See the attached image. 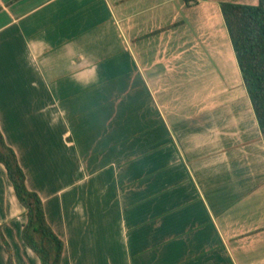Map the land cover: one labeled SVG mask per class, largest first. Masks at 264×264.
I'll use <instances>...</instances> for the list:
<instances>
[{"label": "crops", "instance_id": "1", "mask_svg": "<svg viewBox=\"0 0 264 264\" xmlns=\"http://www.w3.org/2000/svg\"><path fill=\"white\" fill-rule=\"evenodd\" d=\"M220 2L258 0H0V131L60 264H264V141ZM25 221L0 164L12 263L40 264Z\"/></svg>", "mask_w": 264, "mask_h": 264}, {"label": "trees", "instance_id": "2", "mask_svg": "<svg viewBox=\"0 0 264 264\" xmlns=\"http://www.w3.org/2000/svg\"><path fill=\"white\" fill-rule=\"evenodd\" d=\"M219 7L264 141V0H258L255 5L220 2ZM0 164L6 170L16 199L24 208L23 242L37 256L40 264H60L64 243L49 226L39 195L27 188L16 154L6 144L1 131ZM0 240L8 251L7 264H13L1 232Z\"/></svg>", "mask_w": 264, "mask_h": 264}]
</instances>
